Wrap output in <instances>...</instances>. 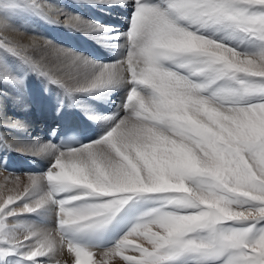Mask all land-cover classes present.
<instances>
[{"label": "snow or ice", "instance_id": "obj_1", "mask_svg": "<svg viewBox=\"0 0 264 264\" xmlns=\"http://www.w3.org/2000/svg\"><path fill=\"white\" fill-rule=\"evenodd\" d=\"M89 2L131 6L127 31L114 37L124 41L120 59L97 63L52 49L53 73L28 49L0 44V85L21 82L16 61L69 97L125 90L114 113L90 117L107 125L96 140L65 150L51 141L24 146L51 164L0 199V260L22 253L33 264H264V0ZM16 13L46 15L36 0H0V29ZM87 200L98 202L80 203ZM140 200L158 206L112 247L82 242ZM49 203L55 228L15 234L10 217Z\"/></svg>", "mask_w": 264, "mask_h": 264}, {"label": "bare ground", "instance_id": "obj_2", "mask_svg": "<svg viewBox=\"0 0 264 264\" xmlns=\"http://www.w3.org/2000/svg\"><path fill=\"white\" fill-rule=\"evenodd\" d=\"M58 1L56 2L60 3L59 5L61 6L59 10L62 14L61 17L64 18H59L60 13L58 15L53 14V11H58L56 10L57 3H55V6L51 2H45L43 5L39 4L46 15H36V19L34 20L33 18L34 21L31 20L32 22L29 20V22L23 21L22 19L24 18L20 14L14 18L12 16V24L9 29H0V39L2 42L4 43L5 40H8L20 45L22 48L28 49L33 53L36 60L44 64L45 70L51 69L53 73L55 72V68L51 56L52 49L68 50L97 63L113 62L121 58L120 55L123 54L124 50L119 45L123 44L124 41L122 39L116 40L114 37L116 32L123 33L127 31L132 11L130 5L108 6L103 3H90L89 0ZM45 9L52 10V13L46 12ZM76 16H79L88 24L111 26L113 31L91 32L83 27L78 28L74 25L73 21L68 19L69 17ZM52 40H56L59 45L55 44ZM86 43L93 44L97 50L106 54L109 59H96L88 55L85 51ZM0 51L2 50L0 49ZM15 70L21 76V82L15 87L7 84L1 85L6 89L4 95H6L9 103L8 106H4L1 104V98L4 96L0 97V125H4V127L0 128V134H2V139H0V199H6L7 195H15L17 191H22L28 183L27 174H43L50 167L51 157L35 154L24 146L34 141L42 143L51 141L53 144L59 146L58 142L51 140L49 130L44 128V124L51 118L60 116L64 110L66 112L79 111L86 120L89 135L91 136L82 145L88 144L103 135L107 130V125L99 120L89 119L79 107H88L90 103H93L95 107L98 101L110 99L111 93L117 91V97L113 99V102H110L112 105L107 111V115H109L116 111L117 105L125 92L124 89H121L107 94L94 96L75 94L69 97L64 93L63 89L57 87L55 84H51L47 78L31 72L28 68L25 74L17 68ZM60 77L69 84L73 83L67 73H61ZM102 110L103 108H99L94 113L99 114ZM10 122H16L15 126H11ZM32 126L36 128L34 133L32 132ZM29 131L33 134L31 135ZM60 149L65 150V148L61 147ZM8 159L14 160L18 171H10L3 167V163ZM26 162H29L33 166L32 170L21 169ZM17 177H19L18 185L15 183ZM42 191L43 188L34 192L32 196L22 201L21 204L34 202L42 194ZM92 202L98 201L87 200L80 203ZM14 206L10 205V207ZM155 206L158 205L147 200L130 202L113 221L112 232L107 238H104L102 232L101 234L86 238L82 242L93 248L104 249L112 247L127 234L144 212ZM55 211L56 205L49 203L36 212L25 213L10 217L9 219L15 229V234L19 235L27 231L55 228ZM35 214L40 215V219L32 216ZM134 242L149 247L143 239L134 238ZM17 254L23 255L22 253ZM125 254L138 255V253L131 250ZM5 258L0 260V264H5ZM36 259L41 264H48L47 257H37ZM57 259L63 261V257H58ZM51 264H55V261H52ZM113 264H125V262L122 257H117L113 261Z\"/></svg>", "mask_w": 264, "mask_h": 264}, {"label": "rangeland", "instance_id": "obj_3", "mask_svg": "<svg viewBox=\"0 0 264 264\" xmlns=\"http://www.w3.org/2000/svg\"><path fill=\"white\" fill-rule=\"evenodd\" d=\"M56 1H58V0H36V2L38 3V4H45V2L47 3V2H51V3H54V5L53 6H55V3H57ZM59 2V1H58ZM60 4V3H59ZM58 3L56 4V10H58L57 12L55 11H53V14L54 15H58L59 13H60V15H59V18H64V17H61V12L59 11L60 10V5H59ZM59 7V8H58ZM45 11L46 12H48V13H52V10H47V9H45ZM18 14H20V13H16V14H14L13 15V18L16 16V15H18ZM21 16H23V18L24 19H22L23 21L24 20H26L27 22H32L31 20H33V18H34V20L36 19V15H34V14H20ZM29 20V21H28ZM33 20V21H34ZM1 38V37H0ZM55 44H58L59 45V43L56 41V40H52ZM0 44H3V42H2V40L0 39ZM2 50V49H1ZM13 66L15 67V68H17L18 70H20L21 72H24V74H25V72H26V70H27V68L25 67V66H23V65H21V64H19L18 62H16V61H13ZM0 88H3V91L4 92H6V89L4 88V87H2L1 85H0ZM117 92V91H116ZM116 92H114V93H111V95H110V99H104V100H100V101H98V103H96V106L94 107V104L93 103H90L89 105H88V107H81L80 105V109H82L83 111H84V113H85V115H86V117H88L89 119H92V118H90L91 116H106L107 114H108V110H109V107L111 108V105L112 104H110V102H113V99L115 98V97H117V95H116ZM43 94H45V93H43ZM6 102V103H5ZM100 102V103H99ZM8 103H9V101H7V97H6V95H4V97L3 98H1V104H3L4 106H8ZM67 103V102H66ZM99 105V106H98ZM101 109V108H103V110L98 114V113H94L97 109ZM93 110V111H92ZM98 114V115H97ZM33 127V126H32ZM36 131V128L35 127H33L32 128V132L34 133ZM30 132V131H29ZM31 133V132H30ZM33 133H31V135L33 134ZM36 134V133H35Z\"/></svg>", "mask_w": 264, "mask_h": 264}]
</instances>
